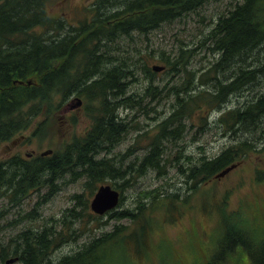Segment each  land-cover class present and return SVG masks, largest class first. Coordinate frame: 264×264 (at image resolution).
<instances>
[{
	"label": "trees",
	"instance_id": "obj_1",
	"mask_svg": "<svg viewBox=\"0 0 264 264\" xmlns=\"http://www.w3.org/2000/svg\"><path fill=\"white\" fill-rule=\"evenodd\" d=\"M51 1L0 0V146L37 121L32 137H45L58 112L59 96L65 100L76 94L95 103L89 105L95 107L88 116L91 127L52 156L17 158L6 168L0 164V185L9 175L15 179L12 202H21L38 192L33 189L52 185L62 176H66L64 181L80 182L83 192L73 196V206L60 218L27 227L7 241L0 236V263L14 255L20 257V264H115L114 252L120 250L119 260L125 264L126 247L139 255L147 253L142 243L149 232L150 207L163 198L177 207L179 193L170 182L155 191L140 192L135 209L108 214L111 221L129 220L133 232L115 223L110 232L102 233V217L90 211V201L102 185L111 183L107 179L123 193L151 170L164 177L168 169L176 168L192 190H198L226 169L264 151V0L230 4L195 48L181 47L171 53L144 46V39L164 23L197 12L209 0H96L80 22L53 17ZM204 50L212 59L196 67L193 60ZM155 65L166 66L162 80L153 70ZM70 72L75 73L68 84L65 78ZM94 76L98 79L87 85V79ZM81 80L82 91L72 88ZM142 80L143 88L132 89V84ZM59 81H63L61 86ZM247 87L252 96L244 106L224 110L212 120L214 112ZM166 100L172 111L157 124L153 135L141 133L140 121L134 124L133 119L120 116L121 108L150 115L148 107ZM190 123L198 132L217 128L223 136L232 134L234 140L220 154H204L199 159L172 153L186 137ZM133 130L138 132L135 142L116 153ZM145 141L142 148L140 143ZM140 150L142 155L137 153ZM120 179L124 180L121 184ZM124 200L125 195L118 207ZM35 215L28 214L19 222L28 217L34 220ZM228 219L215 250L196 256L192 264H264V230L255 234ZM78 222L80 233L74 229ZM93 223L99 235L64 256L56 254L62 244L97 230ZM198 258H203L202 263Z\"/></svg>",
	"mask_w": 264,
	"mask_h": 264
},
{
	"label": "rangeland",
	"instance_id": "obj_2",
	"mask_svg": "<svg viewBox=\"0 0 264 264\" xmlns=\"http://www.w3.org/2000/svg\"><path fill=\"white\" fill-rule=\"evenodd\" d=\"M94 1L96 0H52L50 13L53 17L60 18L65 22H80L86 16L87 7ZM231 1L209 0L198 12L174 22L164 23L147 35V38L144 39V46L167 53L176 51L181 47L195 48V44L202 34L207 33L216 23L217 17L227 11ZM210 59H212L211 56L204 50L193 62L196 67H201L206 66ZM165 77L166 74L160 73V80ZM141 78L144 77L141 75ZM144 82L142 80L139 84H132L131 87L135 91L140 90L145 86ZM251 93V90H247V92H241L234 96L223 109H218L212 114V120L216 119V116L224 110L244 106L247 100L251 98ZM170 103L169 100L163 101L162 105L155 102L148 107L149 112H151L150 115L127 110L121 111L120 115L130 121L133 119L134 124L140 121L141 133L148 131L153 135L157 124L162 123L170 116L172 111ZM86 121L90 124V119L86 117L85 112H81L76 123L72 126V130H68V123L55 115L51 130H46L48 134L45 137L33 138L35 142L29 147V151L41 154L50 148L60 150L72 138L86 134ZM38 123L39 121L29 130V138ZM189 127L186 137L179 141L178 147H175L172 153L183 152L185 156L199 159L204 154L209 156L220 154L234 140L232 134L223 136L217 128L209 129L203 133L198 132L197 128H193L191 123ZM137 135V131H131L127 140L115 152L126 150L135 142ZM54 139L56 142L53 144ZM147 143L148 141L141 142L140 146L144 148ZM169 150L171 151L172 148ZM143 152L140 150L137 153L142 155ZM65 178L66 176L60 178V183L57 186L59 190L52 196L47 197V192L50 189L45 188L42 192L35 193L23 200L18 207L10 209L11 212H6L5 218L0 222L2 224L21 218L20 214L24 216L27 213H35L37 218L9 227L2 231L0 236L7 241L11 236H15L29 226H36L38 223L41 225L52 218H60L68 208L73 206V196L83 192L80 182H73L72 179L64 181ZM106 181L111 182V185L114 182L110 178ZM123 181L120 179L118 183L121 184ZM167 182H170L174 192L179 193L177 202L181 204L175 207L169 198H163L156 206L150 207L152 212L149 211L148 220L150 218V222L147 224V231L149 232L142 243V247L147 253L142 254L144 256L139 255L132 247L128 246L126 248L129 252L125 264L134 263L132 260L138 264H192L196 260V256L205 253L211 254L215 250L219 232L221 234L226 216L238 225L248 226L255 234L260 233L261 229L264 230V151L251 156L247 161L226 174L225 177L214 179L198 190H192V185L187 183L186 178L176 168L168 169V175L164 177H159L155 171L151 170L147 175L140 178L135 187L125 188L123 191L125 200L120 207H117V210H123L127 207L135 209L140 192L155 191ZM45 199L48 201L45 202ZM184 200L187 203H184ZM7 206L6 201L2 199L0 201V213ZM90 211L92 210L90 209ZM94 215L98 216L97 214ZM101 217L99 222L102 224L99 226L103 229L101 230L102 233L110 232L115 223L121 225L127 233L134 230V224H131L129 220L111 221L107 213ZM95 225H97L96 222ZM79 227L78 222L74 227L78 233H80ZM126 227L129 228L126 229ZM92 228L95 230L97 226H94L93 223ZM137 229L138 227L135 226V230ZM100 233L98 229L92 233L88 230L82 236L77 237L76 241H72L71 244H62L56 250V254L64 256L67 252L78 249L84 241H88ZM114 254L115 264H121V260H119L120 250H116ZM246 255L243 256V263L248 261ZM239 260L241 259L239 258ZM198 261L202 263L203 258H198Z\"/></svg>",
	"mask_w": 264,
	"mask_h": 264
},
{
	"label": "flooded vegetation",
	"instance_id": "obj_3",
	"mask_svg": "<svg viewBox=\"0 0 264 264\" xmlns=\"http://www.w3.org/2000/svg\"><path fill=\"white\" fill-rule=\"evenodd\" d=\"M65 105H68V102H66ZM60 110H61V108L59 106H57L58 113L60 112ZM94 110H95V107L87 108L83 104L82 106H77V109L72 108V111L64 113L63 115H61L59 113V114H56V116H58V118H60V119L61 118L65 119L69 125L68 130H72V126L76 123L77 117L81 112H85V115L89 116V115H92V111H94ZM66 118H68V120ZM86 127H87V129L85 132H87L88 129H90V127H91V119H90V124H89V122L86 121ZM28 137H29L28 133H25L23 135H20V136L13 138L10 142L4 143L3 145L0 146V164L3 165V168H6L11 161H13L17 158H19L21 160H24V159L29 160L31 158L38 157V156H43V157L44 156L48 157L50 155L52 156L54 154V151L58 152L56 149H54V151L50 152V153L37 154L36 152H31V151H29V147L31 145H33V143L35 141L33 138H28ZM74 139H75V137L72 138V140L68 143L73 142ZM68 143H66V144H68ZM65 145L61 148L62 150H64ZM9 178L10 179H3L4 185H0V201L2 199H4L6 201V206L7 205L9 206V207L7 206V208L4 211H11L10 209H13L14 207H18L22 203V201L26 199V198L23 199L21 202H12L11 201V196H12V189L11 188L13 187L11 185L15 184V179L12 178L10 175H9ZM59 183H60V178L56 177L54 179V182L52 185H49V186L44 185L40 188L33 189L31 192L37 191V190H38V192H42L43 189L47 188V189H50V191L47 192V197H50L55 192H57V190H59V188H57ZM1 186H4V189L1 188ZM3 192H4V194L2 195ZM122 198H123V195H122ZM47 201H48V199H45V202H47Z\"/></svg>",
	"mask_w": 264,
	"mask_h": 264
},
{
	"label": "water",
	"instance_id": "obj_4",
	"mask_svg": "<svg viewBox=\"0 0 264 264\" xmlns=\"http://www.w3.org/2000/svg\"><path fill=\"white\" fill-rule=\"evenodd\" d=\"M166 68L165 66L161 65H155L153 66V70L155 72H162ZM82 104V100L80 98H77V104L74 107H77ZM235 166H232L231 168L226 169L222 173H220L217 178L225 177L226 174H228L231 170H233ZM122 198V193L114 188L111 184H105L102 185L96 192L95 196L93 197L90 208L94 214H97L99 216L105 215L106 213H110L113 210H115ZM17 258L8 260L7 263H14L17 261Z\"/></svg>",
	"mask_w": 264,
	"mask_h": 264
},
{
	"label": "bare ground",
	"instance_id": "obj_5",
	"mask_svg": "<svg viewBox=\"0 0 264 264\" xmlns=\"http://www.w3.org/2000/svg\"><path fill=\"white\" fill-rule=\"evenodd\" d=\"M242 1H243V0H232V1H231L232 3H230V4L242 3ZM230 4H229V5H230ZM198 10H199V9H197V12H198ZM183 17H185V16H182V17L179 18V19H182ZM179 19H178V20H179ZM85 41H86V40H85ZM85 41H84V43H85ZM165 68H166V66H165ZM94 81H96V79H94ZM62 84H63V81H61V82L59 81V82L57 83L58 86H61ZM249 89H250V88H244L242 92H247V90H249ZM233 97H234V96H231V98H229V100L227 101V104H229V101H230ZM248 100H249V99H248ZM248 100H247V101H248ZM227 104H226V105H227ZM94 105H95V104H94ZM226 105H224L221 109H223ZM95 106H96V105H95ZM123 110L132 111V110H129V109H123V108H121L119 112H121V111H123ZM228 110H229V109H228ZM20 217H21V218H19V219H22L24 216L20 214ZM36 226L40 227L41 225L38 223Z\"/></svg>",
	"mask_w": 264,
	"mask_h": 264
}]
</instances>
